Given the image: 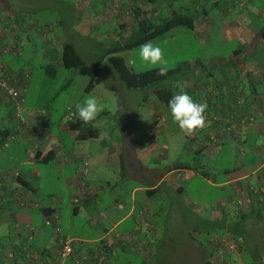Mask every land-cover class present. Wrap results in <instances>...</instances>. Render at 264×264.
Segmentation results:
<instances>
[{
  "label": "crops",
  "instance_id": "1",
  "mask_svg": "<svg viewBox=\"0 0 264 264\" xmlns=\"http://www.w3.org/2000/svg\"><path fill=\"white\" fill-rule=\"evenodd\" d=\"M9 1V9L0 3V61L6 73L22 76L16 87L22 89L23 99L18 115L0 90V223L12 220L15 228L10 235L0 234V264H96L100 254L104 256V264H124L120 259L127 253L149 260L156 254L159 240L155 234L156 211L145 206L146 196H152L166 182L165 186L174 191L169 192V197L178 194L180 208L183 204L185 209H189L187 200L180 196L185 191L182 182L200 173L187 165H199V160L205 159L208 165L216 158L214 155L209 159L210 155L223 151L224 146L236 144L242 147L243 157L249 156L247 161L252 163L253 158L258 161L251 178L245 174L230 180L232 186L227 196L230 205L223 202L216 209L223 218L212 215V221H209L196 214L200 224L226 227L231 237L230 226L239 221L236 216L240 212L250 215L251 210H255L264 199V170L260 168L264 162V0H121L118 10L113 9L109 0H51V10L57 12V17L67 19L70 27L83 26L96 18L98 21L94 26L104 23L111 30L115 25L120 30L118 33L131 32L135 27L133 9L136 7L142 11L141 17L156 19L163 10L168 12L167 16L174 11L187 12L195 17L193 28L184 31V27H176L173 30H179L184 36L196 35L200 45L205 42L202 35L216 30L218 15L214 10L219 9L221 1L227 3L226 11L231 17L226 27L228 39L236 42L232 56L229 59L199 58L182 62L179 66L181 73L186 72L187 76L176 94L184 92L196 102L207 103L206 126L186 135L173 121L170 111H167L169 108L157 99L153 101L155 108L150 118L153 120L146 124L149 138L163 134L161 147L164 157L169 159L160 176L154 172L159 165L154 158L155 149L144 152V142L135 122L117 123L108 128L112 131L102 132L100 127L106 126L98 119L93 124L98 131L96 137L82 138L69 127L73 120L70 115L73 113L75 117L76 106L69 108L71 106L67 105L55 119L44 113V102L40 99L45 94L43 87L47 81L42 70L46 74L49 70L48 76L56 77V69L63 66L60 57L55 64H45L41 60L37 69L29 60L21 62L23 50L28 45L26 41L31 43L30 50L34 51L38 46L31 41L34 21L30 20V26L23 25L19 22L23 19L19 13L31 11V17L35 18L37 9L34 0ZM175 1L182 4L174 6ZM46 25V29L36 28V33L41 36L39 46L45 51H52L55 43H61L62 47L64 42L71 41L82 56L80 49L85 42L89 43V49L92 42L99 43L83 33L78 40L75 37L69 40L63 32H60V39L48 40L46 34L55 35L57 31L53 32L50 24ZM88 27L92 28L91 23ZM102 37L99 41L103 39L104 45L118 39L115 35L108 38V34H102ZM169 37H172L171 32ZM160 115L163 119L155 129L154 123ZM250 116L253 120L249 124ZM51 121H54V130L50 126ZM172 150L176 152L170 157ZM47 155L52 156L50 160H42ZM188 156L193 157L186 158ZM172 157L175 160H171ZM183 158L186 160H181ZM85 161L88 162L87 174L82 176L80 169ZM149 161L152 167L144 164ZM41 166L47 170L43 172ZM41 179L45 184H52V189L55 182L61 181L69 193L66 206H70L74 214L84 211L86 217L90 216L95 236L74 241L70 238L73 253L66 259L57 254L58 241L65 237L60 235V214L64 203L52 199V189L40 193ZM97 179L103 184H96ZM135 179L144 181V184L133 185ZM126 191H129L127 197L124 196ZM139 191L145 194H141L137 201ZM74 198H78V202L75 203ZM137 203L141 206L135 215ZM249 217L252 215L246 219ZM142 227H146V233L141 232ZM210 237H206L207 243H204L197 236L189 235L190 239L183 244L184 259L178 264H206L210 256ZM247 243L248 239L242 238L244 248L249 246Z\"/></svg>",
  "mask_w": 264,
  "mask_h": 264
},
{
  "label": "rangeland",
  "instance_id": "2",
  "mask_svg": "<svg viewBox=\"0 0 264 264\" xmlns=\"http://www.w3.org/2000/svg\"><path fill=\"white\" fill-rule=\"evenodd\" d=\"M0 3L3 4V8L9 9L11 6L9 0H0ZM33 4H35L37 9V12H34L35 18L31 17V11L19 13L23 18L19 19V22L28 26L30 20L34 21L33 30L31 32V41L32 44H36L38 47L34 51L30 50L31 43L26 41V44L28 45H26V48L23 50V55H21L20 58L21 62L25 63L29 60L35 69L38 68L41 60H43L45 64H55V61L60 57L61 43L53 44L54 49L52 51H45L44 48L39 46L41 36L36 33L37 27H43V29H46L47 27L45 26H48L46 24H50V28H52L53 32L57 31L55 32V35L46 34L47 39L51 41L60 39V32L66 33L69 40L74 37L76 38L75 40H78L81 33L88 34L91 38L96 39L99 43L95 44L92 42L91 49L88 47V42H85V44L82 43L84 45H82L80 52L86 62L91 63L99 61L104 76V80L96 86L95 89L87 92L84 90L88 83L87 76L77 73L75 69H66L59 66V68L56 69V77H49V70L47 71V74L42 70L47 81L43 87L45 89V94L42 95L40 99L41 102H44V113L49 114L52 119H55L67 105L71 106L69 108H72L73 106H76L77 108L78 105L82 104L85 97L92 95L96 96L103 108V111L99 114L100 123L102 122L101 124L106 126L100 127V131L110 132L112 130H109L108 128L117 123L121 124L133 121L138 124L140 138L144 142V152L147 153L149 150L155 149L154 158L156 159V164H159L154 171L155 175L160 176L163 174L169 160L168 157H164V149L161 147L164 140L163 134L161 133L158 134L157 137L149 138V133L146 127V124H149V122H152L153 120L150 118L154 110L153 108H155L153 106V101H156L155 95L150 88L131 90L125 88L124 84L119 80L114 67L108 61V56L105 55V48L107 45L102 43L103 39L100 40L101 42L99 41L102 34H108V38H112L114 35L119 38L120 36H127L130 31L126 30L124 33H118L120 30L117 26L113 25L110 30V26L105 25L104 23L100 24L99 27H96L94 26L98 21L96 18H92V22L88 21V23L83 26L77 25L70 27L67 19L57 17V12L51 10V6L53 5L51 0H34ZM173 4L174 6H178L182 3L181 1H175ZM226 7L227 3L221 1L218 6L219 9L214 10L218 15L216 30L214 29L213 33L208 31V33L202 35L205 39V42L202 45H200L199 37H196V35L189 34L184 36L178 32L179 30H172V37H169V34L151 41V43L163 49L164 59L167 61L166 66L168 69L180 66L182 62H190L199 58L218 57L229 59L232 56L236 42L233 39H228L229 33L226 27L228 25L227 23L231 20V17L227 14ZM220 10L222 11L221 13ZM10 12L12 11L10 10ZM6 13L8 12L6 11ZM194 13L196 14V11ZM167 15L168 12H164L163 10L157 15V17L161 18ZM254 22H258V20L254 19ZM90 23L92 28L88 27ZM183 29L184 31L187 30L186 28ZM138 49L139 47H136L119 53L123 56L129 68L133 71L140 72L153 67H159L142 62L138 56ZM185 76H187L186 72H177L170 79L163 81L161 85H172L179 89L183 86V78H185ZM70 78L72 79L71 83L68 82ZM244 83L247 85L246 81H244ZM167 111L169 110L167 109ZM156 122L157 121H155V123ZM50 126L52 130H54V121L50 122ZM157 128L158 127H155V129ZM178 139H180V137H178ZM258 141L261 142L262 140L258 139ZM222 148L223 151L217 153L213 152L215 154L209 156V159L213 158L214 155L216 158L214 157V160L208 165L206 159L204 161L199 160V165L196 163L191 164L193 167L202 170L204 174L202 175L199 172L200 174H194L188 181L182 182L185 191L180 196L187 200L188 206H190L189 209H185L183 204H181L182 206L180 208L178 194H173L169 197V192L173 193L174 191H170V188L165 186V184H167L166 182H163L152 196H146L145 206L149 209L153 207L156 211L154 215V220L156 221L155 234L156 238L159 240L157 243L156 254H154L149 260L145 261L137 254H122L123 256L120 260H122L124 264H126V261L127 264H178L184 259L185 255L182 253L185 252V246L183 247V244L186 240L190 239L189 235L197 236L198 239L204 243H207V241L205 242V238L208 236H213L214 238H231L229 237V234H227L228 230H226V227L208 226V224L202 225L197 221L196 217L199 215L209 221H212V215L221 217V214H219L216 209L223 202L230 205L227 199L232 186L230 180L245 174H247L248 178H251V172L256 168L258 161L256 158H253L252 166V163L247 161L249 156L243 157L242 147L236 146V144H234V146H224ZM175 152L176 150L170 151V157L173 156ZM190 157L193 156H188L186 158ZM171 160H175V157H172ZM177 160L180 161L179 159ZM181 160L185 161L186 159L183 158ZM144 164L152 167L150 161L148 163L145 162ZM224 169H229L230 174L226 175L223 172ZM41 170L45 172L47 168L41 166ZM65 174L67 175L68 173ZM95 178L97 177L95 176ZM226 181L228 182L224 183ZM95 182L99 185L103 184L99 179L95 180ZM55 184L56 185L52 189V184H45L44 180H42L39 187L40 193L45 191L48 192L52 189L54 194L52 199L64 203V208L60 214L61 237L65 236L73 238V241L75 239L84 240L93 238L95 234L92 233L93 229L90 226V216L86 217L84 211L74 214L71 207L66 206L69 202V193L65 191L61 181L55 182ZM132 184L142 186L144 181L135 179L132 181ZM128 194L129 191H126L124 196L127 197ZM141 194H145V192H137V201ZM140 203H137L136 205L134 211L135 215L139 212L141 206ZM126 204L129 205L128 203ZM195 208L197 210H194ZM129 221L130 220H128V222ZM237 227L236 235H240L241 232H243L242 238L245 237L248 239L247 245L249 246L244 250L235 245L231 249L222 247L217 260L219 262L226 261L224 256L228 253L230 258L226 263L233 261L232 264H253V260L256 257L264 262V220L249 218L238 223ZM14 231L15 228L12 220H8L6 223H0V234H5L6 236ZM141 232L146 233V227H142ZM211 262L212 264H215L214 258ZM114 263L117 264L118 262ZM193 264L198 263L196 262Z\"/></svg>",
  "mask_w": 264,
  "mask_h": 264
},
{
  "label": "trees",
  "instance_id": "3",
  "mask_svg": "<svg viewBox=\"0 0 264 264\" xmlns=\"http://www.w3.org/2000/svg\"><path fill=\"white\" fill-rule=\"evenodd\" d=\"M142 11L138 7L133 9V17L135 18V27L132 31L125 37L120 36L118 39L111 40L105 48V55L108 56V61L114 67L119 80L124 84L125 88L131 89H152L153 94L156 99L163 103L168 108V101L172 98L173 95L176 94L177 88L172 85L162 86L161 83L165 80L170 79L177 72H180L181 68L179 66L175 68L168 69L165 75L159 74V67H153L144 71L136 72L133 71L125 62V59L119 53L124 50H131L133 48L139 47L141 44L145 42H149L151 40L161 38L170 34V32L176 27H184L187 29H192L195 22V17L187 12L182 11H174L169 16L161 17L159 19L150 17V16H142ZM60 61L64 68L66 69H75L79 74L88 76L89 80L87 85L85 86V91H91L94 86L102 81V67L99 61H95L93 63H86L75 45L71 41H66L62 44L61 47V55ZM48 67L53 68L52 65ZM5 70V67H4ZM7 75H11L6 73ZM13 75V74H12ZM17 75V74H16ZM20 76V75H19ZM22 77V76H20ZM16 87V84H15ZM20 92V96L22 98V89L17 88ZM6 95V94H5ZM23 99V98H22ZM9 101V100H8ZM13 108L15 106L14 102L9 101ZM21 104V102H19ZM15 109V108H14ZM16 111V110H15ZM99 119V115L97 119L89 124H85L83 121L78 120L76 116L70 122L69 127L72 130H76L78 135L82 138H93L96 137L98 131L93 126L95 122ZM52 157V156H51ZM50 156H44L42 160L49 161ZM189 168H193L198 170L202 175L204 172L202 170L197 169L191 165H187ZM236 169V168H235ZM223 172L226 174L230 172L229 169H224ZM256 195V194H252ZM264 196V194H263ZM258 203V201H257ZM248 210L247 212H249ZM252 217L258 220H264V199L263 201L257 205L255 210H251ZM248 213L240 212L236 217L238 218V223L245 221L247 216H250ZM238 223L232 224L230 226V234L231 238L236 244V246L240 249H245L242 245V237L240 235H236L238 229ZM233 232H232V231ZM233 235V236H232ZM212 237V236H211ZM209 244V259H207L206 264H212L210 258L213 259V255L215 254V264H227L226 261L230 258L229 254H225L226 261H218V253L215 246L210 239H208ZM258 257L253 260V264H264ZM230 262V264H232Z\"/></svg>",
  "mask_w": 264,
  "mask_h": 264
},
{
  "label": "clouds",
  "instance_id": "4",
  "mask_svg": "<svg viewBox=\"0 0 264 264\" xmlns=\"http://www.w3.org/2000/svg\"><path fill=\"white\" fill-rule=\"evenodd\" d=\"M138 56L146 64L159 66L160 75L167 73V61L164 59L163 49L159 46L145 42L139 46ZM207 107L206 102H196L184 92L173 95L168 101V108L173 121L186 135H192L198 129H203L206 126L205 112ZM102 111L103 108L98 99L92 95L85 97L82 104L77 106L75 116L78 120L89 124L95 121Z\"/></svg>",
  "mask_w": 264,
  "mask_h": 264
},
{
  "label": "built area",
  "instance_id": "5",
  "mask_svg": "<svg viewBox=\"0 0 264 264\" xmlns=\"http://www.w3.org/2000/svg\"><path fill=\"white\" fill-rule=\"evenodd\" d=\"M110 3L113 6V9L118 10L121 6V0H109ZM27 75V74H25ZM26 77V76H24ZM22 77H20L18 74H13V75H7L5 74V70H4V65L3 63L0 61V90H2L9 101L14 102L15 106V110L17 112V114L19 115L20 113V103L22 101L21 98V94L18 91V89H16L15 84L17 83V81L19 79H21ZM74 118V114L71 113L70 115V119ZM157 122L155 123V127H159L160 126V121L163 119V116H158L156 118ZM253 120V118L250 116L248 118L247 123L250 124V122ZM242 126H244V123L242 124ZM212 143L215 144V140L212 138ZM87 166H88V162L85 161L82 163L81 169H80V174L82 176L87 174ZM264 170V162L261 164V167ZM81 176V177H82ZM73 201L76 203L78 202V198H74ZM210 240L215 243L216 249H217V253L220 254V249L222 247L226 248V249H231L234 247V245L236 246V244L234 243V241L230 238V239H226L223 237H219V238H214L213 236L210 237ZM73 253V246H72V240L68 237H64V238H60L58 241V251L57 254L61 259H66L67 257H69L71 254ZM96 264H104V256L103 254H100L97 257V261ZM227 264H230V262H227Z\"/></svg>",
  "mask_w": 264,
  "mask_h": 264
}]
</instances>
